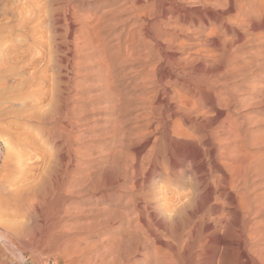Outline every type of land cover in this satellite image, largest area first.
<instances>
[{
	"label": "bare ground",
	"instance_id": "bare-ground-1",
	"mask_svg": "<svg viewBox=\"0 0 264 264\" xmlns=\"http://www.w3.org/2000/svg\"><path fill=\"white\" fill-rule=\"evenodd\" d=\"M18 5L0 264H264V0Z\"/></svg>",
	"mask_w": 264,
	"mask_h": 264
},
{
	"label": "rangeland",
	"instance_id": "rangeland-1",
	"mask_svg": "<svg viewBox=\"0 0 264 264\" xmlns=\"http://www.w3.org/2000/svg\"><path fill=\"white\" fill-rule=\"evenodd\" d=\"M5 1V3L8 5L9 4V7H10V5H11V3H13L12 4V6H14V10H13V8H12V6L10 7V11H14L15 13H16V11L15 10H17L18 9V4H20V0H18V1H16V0H14V2H13V0L11 1V0H4ZM7 1V2H6ZM10 3H9V2ZM17 2H19L18 4H17ZM15 3V4H14ZM15 5H17V7H15ZM15 15H17V14H15ZM17 18H18V16L16 17V19L15 18H13V20H12V18L10 17V19L8 20H4L3 19V17H0V23L1 24H5L6 22H12V23H18V20H17ZM3 21H2V20ZM15 19V20H14ZM5 21V23H3ZM14 21V22H13ZM0 24V25H1ZM16 24H14V25H16ZM1 27H3V26H1ZM20 35V33H16V34H14L12 37L13 38H16V39H13L12 37H10V38H8V39H2V40H0V58H2V57H4V55H6V57H8L9 56V54H10V58H12L11 60L12 61H8V62H6V61H3V59L4 58H6V57H4L2 60L0 59V92H3V94L1 95V93H0V111L2 112H0L1 114H0V120H10V119H4L5 118V116H2V114L3 115H6V113L9 111V110H11V104H10V102H9V99H8V95H7V92H5V90H4V86H5V81L6 80H9L10 81V83H9V86H11V87H14V86H16V87H19L20 86V83L21 82H23V79H25L26 78V76H27V74H26V72L22 69V66H21V58H19L20 56L22 57L23 55H25L26 56V54H25V52L23 53V51H26V49H24V47L26 48V42L25 41H27V38L24 36V35H22L21 34V36H19ZM14 36H16V37H14ZM19 37V38H18ZM23 37V38H22ZM21 38V39H20ZM24 38H26L25 39V41H23L24 40ZM11 39V40H10ZM20 39V40H19ZM23 39V40H22ZM22 40V41H21ZM5 41V42H4ZM11 42V43H10ZM22 43V44H21ZM21 46H20V45ZM12 45H13V47H14V49H13V47H12ZM17 45V46H16ZM6 46V47H5ZM8 46V47H7ZM22 46H24V47H22ZM11 47V48H10ZM22 47V48H21ZM7 48H9V49H7ZM5 49H7V50H5ZM11 49V50H10ZM20 49H24V50H21L20 51ZM4 50V51H3ZM8 50H10V51H8ZM14 50V51H13ZM18 50V51H17ZM6 51V52H5ZM17 51V52H16ZM3 52V54H1ZM14 52H16V53H14ZM20 52V53H19ZM22 52V53H21ZM12 53H14L13 55H15V57L17 56V58H19L18 60H15L16 58H14V56L12 55ZM18 53V54H17ZM8 55V56H7ZM19 56V57H18ZM24 58V57H23ZM5 60V59H4ZM14 60H15V62H14ZM17 61H19V63L17 62ZM5 62H6V64H5ZM10 62V63H9ZM17 62V63H16ZM16 63V64H15ZM17 65V66H16ZM18 65L21 67V69L18 67ZM10 69V70H9ZM15 69H17V71H15ZM20 69V70H19ZM7 71V72H6ZM9 72V73H8ZM14 73V74H13ZM19 73V74H18ZM21 73V74H20ZM25 73V74H24ZM3 74V75H2ZM8 75V76H7ZM24 77V78H23ZM22 78V79H21ZM6 79V80H5ZM15 79V80H14ZM12 80V81H11ZM19 80V81H18ZM20 82V83H19ZM17 85H19V86H17ZM3 88V89H2ZM4 90V91H3ZM5 92V93H4ZM26 93L25 92H23V93H18V97H22V96H20V95H25ZM10 104V105H9ZM10 106V107H9ZM3 108H4V110H3ZM10 108V109H9ZM7 109H9L8 111H7ZM87 110H89V108L87 109ZM76 113H78V111L76 112ZM78 117H81V113L79 112L78 113V115H77ZM3 118V119H2ZM12 120V119H11ZM4 123V122H3ZM2 122H0V128H2L3 127V124ZM2 125V126H1ZM36 135L35 133H31V135L32 136H34V135ZM0 221H3V220H0ZM19 221V220H18ZM21 221H23V220H20L19 222H21ZM17 222V221H16ZM3 222H1V224H2ZM7 223V222H6ZM5 222H4V224H6ZM9 223V222H8ZM18 223V222H17ZM0 224V225H1ZM6 226H7V224H6ZM4 227H5V225H4ZM2 229H3V226L1 227ZM1 228H0V232H1ZM23 243V242H22ZM22 243H20V248L22 247V249H20L19 248V250L21 251V252H23L24 254H25V257H26V263L25 264H55V262H54V259H53V257H52V255H45L43 258H36L35 256L34 257H32V250H33V246H32V244H26V243H30L28 240H26V243L25 244H23L22 245ZM25 245V246H24ZM27 245H29V246H27ZM25 248H24V247ZM26 247H27V249H26ZM28 248H29V250H30V252H29V250H28ZM24 250V251H23ZM11 251V252H10ZM10 251H9V253H7V262L9 263V264H24V263H21L20 261H19V255H18V253H17V250L16 249H11L10 248ZM16 253H15V252ZM12 254V257H11V254ZM13 253H15V254H13ZM17 255H18V257H17ZM10 256V257H9ZM37 259V260H36ZM39 261H40V263H39Z\"/></svg>",
	"mask_w": 264,
	"mask_h": 264
}]
</instances>
